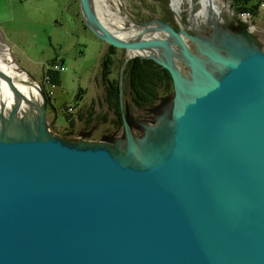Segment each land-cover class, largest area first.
Listing matches in <instances>:
<instances>
[{"label": "water", "instance_id": "1", "mask_svg": "<svg viewBox=\"0 0 264 264\" xmlns=\"http://www.w3.org/2000/svg\"><path fill=\"white\" fill-rule=\"evenodd\" d=\"M79 7L97 39L169 73L171 121L65 141L46 126L43 92L36 125L19 116L31 102L0 69L14 98L0 114V264H264V52L247 31L159 20L132 25L162 38L122 39L93 0Z\"/></svg>", "mask_w": 264, "mask_h": 264}, {"label": "rangeland", "instance_id": "2", "mask_svg": "<svg viewBox=\"0 0 264 264\" xmlns=\"http://www.w3.org/2000/svg\"><path fill=\"white\" fill-rule=\"evenodd\" d=\"M114 1L131 22L159 20L175 29L185 25L187 32L192 34L193 25L188 20L186 3L179 17L171 10V0ZM217 1L220 10L215 12L210 7L209 11L210 15H217L199 26L211 29L212 21H216L222 29L227 27L236 33L247 31L254 44L264 52V7L253 18L248 15L245 20L233 11L231 0ZM108 4L115 9L112 2L108 1ZM199 9L196 5L194 12ZM78 15V0H0V56L15 66L17 73L25 77V82H31L26 73L39 84L48 102L45 123L49 132L65 141L100 143L123 140L125 124L131 135L139 138L143 128L150 126L153 120L169 123L174 105L173 86L158 88L157 99L152 105L136 108L131 102L126 73V63L136 56L117 49L115 60L119 61L113 65L109 79L115 80L119 89L122 125L118 123L108 109L107 94L101 81V58L109 45L106 44L104 49L105 43L83 27ZM218 16L222 17L223 23L219 22ZM124 27L129 25L126 23ZM185 41L192 45L188 39ZM48 68L60 73L58 85H51L44 77ZM187 70L184 67L185 74ZM65 115L71 117L73 126L66 122Z\"/></svg>", "mask_w": 264, "mask_h": 264}, {"label": "bare ground", "instance_id": "3", "mask_svg": "<svg viewBox=\"0 0 264 264\" xmlns=\"http://www.w3.org/2000/svg\"><path fill=\"white\" fill-rule=\"evenodd\" d=\"M94 1V10L98 11L96 15L99 18V21L115 35L122 39H133L136 38L139 34L141 41H146L148 39L159 38L163 36L159 33H154L146 31L142 34V29L136 28L132 25V22L129 21L127 15L119 9V6L115 3L114 0H93ZM112 2L115 6V9H111V5L108 4ZM172 1V11L181 16L182 6L186 3L188 4V20L192 22L193 28L195 31L201 33L202 31L208 30L207 33L218 34L219 24L213 22V27L211 29L201 28L199 25H205L206 22L210 19H213L215 15L213 13L210 15V7L216 12L217 9L220 10V6L217 0H171ZM196 5H199L200 9L195 13L194 8ZM212 11V10H211ZM218 13V12H217ZM190 14H193L191 16ZM220 23H223L222 17L218 16ZM126 23H129L130 28L124 27ZM155 26V25H154ZM179 27V26H178ZM121 28H125L121 30ZM204 34V33H202ZM157 54L161 57H166L168 53L164 50H156ZM130 56H133L135 52L129 53ZM175 64L179 72L185 74L184 65L175 58ZM0 69L8 74V76L16 77L17 79L11 80L14 82L15 87L31 102V106L26 103L22 104L19 116L22 117L25 121H28L29 124L36 125L39 116L42 113L43 109V100H42V90L37 82H25V77L17 73L15 66L9 62L8 59H3L0 56ZM210 70H213V67H210ZM19 79V80H18ZM22 84V85H21ZM26 85V86H24ZM30 91H29V89ZM34 89V90H32ZM14 105L13 94H11L7 84L0 80V114L4 118L7 117L8 113ZM37 119V121H36Z\"/></svg>", "mask_w": 264, "mask_h": 264}, {"label": "trees", "instance_id": "4", "mask_svg": "<svg viewBox=\"0 0 264 264\" xmlns=\"http://www.w3.org/2000/svg\"><path fill=\"white\" fill-rule=\"evenodd\" d=\"M232 9L240 14L253 15L258 14L264 7V0H231ZM115 48L108 46L106 53L101 58V81L105 86L107 94L108 109L114 114L118 123L122 125V112L119 102V89L115 80H110L111 70L114 64L119 60H115ZM123 62V61H122ZM126 73L128 76L129 95L132 104L142 109L152 105L158 96V88L162 87L169 89L172 85V80L169 73L155 64L151 60L135 57L126 63ZM59 72L46 69L44 77L53 86L59 84ZM79 98V96H76ZM89 115H91L89 113ZM66 122L73 126L70 122L71 117L65 115ZM81 119V117H80Z\"/></svg>", "mask_w": 264, "mask_h": 264}, {"label": "flooded vegetation", "instance_id": "5", "mask_svg": "<svg viewBox=\"0 0 264 264\" xmlns=\"http://www.w3.org/2000/svg\"><path fill=\"white\" fill-rule=\"evenodd\" d=\"M78 3H79V0H78ZM79 17H80V19H81V15H80V7H79V15H78ZM81 22H82V24H83V27L85 28V29H87L86 28V26H85V24H84V22L82 21V19H81ZM146 23V22H145ZM172 27V26H171ZM173 28V27H172ZM175 31H177V29H175V28H173ZM129 56H130V54H129ZM155 124V120H153L149 125L150 126H152V125H154ZM136 137V136H135Z\"/></svg>", "mask_w": 264, "mask_h": 264}, {"label": "built area", "instance_id": "6", "mask_svg": "<svg viewBox=\"0 0 264 264\" xmlns=\"http://www.w3.org/2000/svg\"><path fill=\"white\" fill-rule=\"evenodd\" d=\"M239 16L241 17V19H244L245 18V20H246V17L248 16V14H240Z\"/></svg>", "mask_w": 264, "mask_h": 264}, {"label": "crops", "instance_id": "7", "mask_svg": "<svg viewBox=\"0 0 264 264\" xmlns=\"http://www.w3.org/2000/svg\"><path fill=\"white\" fill-rule=\"evenodd\" d=\"M79 17V16H78ZM80 18V17H79ZM81 21V20H80ZM82 23V22H81ZM83 25V24H82ZM106 47H107V45L105 44V47H104V49H106ZM104 52H105V50H104Z\"/></svg>", "mask_w": 264, "mask_h": 264}]
</instances>
